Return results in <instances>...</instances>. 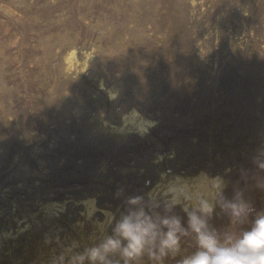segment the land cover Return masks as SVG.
<instances>
[{
	"label": "rangeland",
	"instance_id": "rangeland-1",
	"mask_svg": "<svg viewBox=\"0 0 264 264\" xmlns=\"http://www.w3.org/2000/svg\"><path fill=\"white\" fill-rule=\"evenodd\" d=\"M130 107L147 134L103 122ZM198 169L225 179L204 217L221 239L264 212V0H0V264H91L74 257L123 247L115 226L141 209L160 233L179 219L161 258L178 264L196 234L154 183Z\"/></svg>",
	"mask_w": 264,
	"mask_h": 264
},
{
	"label": "clouds",
	"instance_id": "clouds-1",
	"mask_svg": "<svg viewBox=\"0 0 264 264\" xmlns=\"http://www.w3.org/2000/svg\"><path fill=\"white\" fill-rule=\"evenodd\" d=\"M124 125L130 126L137 134L143 136L147 134L154 122L146 120L140 114L132 110L123 118ZM213 187L219 189L218 180L211 181ZM174 193L171 204L179 203L177 192L183 193L184 189H169ZM185 199L192 200L191 195H185ZM138 197L132 198L129 202L137 203ZM232 210V215L236 218L244 216L249 211L243 204L229 203L227 205ZM188 215V227L196 234L197 251L184 257L178 264H264V212L258 213L249 229L239 233H226L223 239L214 231L209 229L205 216H210L213 211V205L199 194L195 196L193 210L184 209ZM197 213H200L199 215ZM161 223L167 227V231L160 233L157 224L151 217L146 215L141 209L122 217L116 224L114 232L126 244L121 246V239L112 237L99 246L86 250L84 254L74 257L75 261L83 262L85 257L91 264H113L107 259L109 252L120 250L124 259V264H129L130 259L141 256L146 250L149 256L156 261L170 252L173 255L179 250V236L177 233L187 234L180 225L176 217L165 218ZM159 237V243L156 240ZM156 248L157 251L152 249ZM162 264V261H161Z\"/></svg>",
	"mask_w": 264,
	"mask_h": 264
},
{
	"label": "bare ground",
	"instance_id": "bare-ground-1",
	"mask_svg": "<svg viewBox=\"0 0 264 264\" xmlns=\"http://www.w3.org/2000/svg\"><path fill=\"white\" fill-rule=\"evenodd\" d=\"M74 52H75L74 49L68 50L65 55V58L68 60L69 63H72V60L75 58ZM86 61L87 59L84 61V64ZM132 110L137 111L140 114V116L143 117L144 119L153 121L151 119L144 117L136 108L130 107L121 114L120 120L117 123L109 122L106 120H104L103 122H107L108 123L107 126L110 129L135 132L134 130H130V126L126 127L122 119L126 114L130 113ZM212 180H218L220 182L219 189L213 187L211 183ZM224 183H225V179L220 174H216V173L210 174L205 169H198L196 171L187 172V173L166 172L164 170H161L159 171V179L154 183L155 184L154 188L155 189L159 188L160 189L159 192L161 196L164 198H168L170 200L173 199L174 193L169 189L171 188H175L177 190L184 189L183 193L180 192L176 193L180 201L178 204H180L183 208L185 207L193 208V204L195 202V196L197 194H199L200 196H202V198L208 200L211 204H213L215 202V196L219 193ZM186 194L191 195L193 199L192 200L185 199ZM81 202L85 204L87 212H91L94 208L100 210V208L94 204L92 197H86L84 199H81ZM103 211L109 214L107 210H103ZM101 224L102 223L99 222V225ZM106 258L110 260L108 256ZM112 262L113 264H117L113 260Z\"/></svg>",
	"mask_w": 264,
	"mask_h": 264
}]
</instances>
